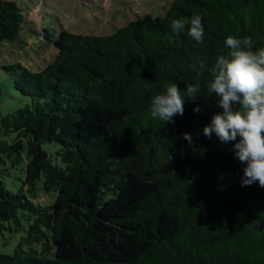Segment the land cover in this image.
<instances>
[{
    "label": "trees",
    "instance_id": "trees-1",
    "mask_svg": "<svg viewBox=\"0 0 264 264\" xmlns=\"http://www.w3.org/2000/svg\"><path fill=\"white\" fill-rule=\"evenodd\" d=\"M21 6L0 0V43L29 27ZM193 14L203 44L170 28ZM228 36L264 48V0H173L163 16L138 17L110 36L45 30L57 51L50 65H4L28 103L0 117V231L25 232L0 264H264V187L242 186L246 165L233 143L203 135L222 111L207 85ZM198 61L197 101L174 123L153 119L162 85L195 83ZM25 161L13 192L4 177ZM41 180V190L58 193L48 207L35 202Z\"/></svg>",
    "mask_w": 264,
    "mask_h": 264
},
{
    "label": "clouds",
    "instance_id": "clouds-1",
    "mask_svg": "<svg viewBox=\"0 0 264 264\" xmlns=\"http://www.w3.org/2000/svg\"><path fill=\"white\" fill-rule=\"evenodd\" d=\"M170 28L177 35L186 30L187 36L197 44L204 43L205 28L199 14H193L190 19L174 18ZM252 45V37L228 36L225 41L228 51L219 54L209 69L208 95L215 94L222 111L203 128V135L211 139L215 134L221 144L233 143L234 156L246 165L242 186L258 182L264 187V48L253 51ZM197 63L191 65L197 73L195 83H187L184 90L177 83L162 85L163 91L151 101L153 119L174 123L177 115L183 116L189 100L197 101L200 76L205 71L204 62ZM193 111L198 113L201 108L197 106ZM183 136L189 144L193 142L190 133Z\"/></svg>",
    "mask_w": 264,
    "mask_h": 264
},
{
    "label": "rangeland",
    "instance_id": "rangeland-1",
    "mask_svg": "<svg viewBox=\"0 0 264 264\" xmlns=\"http://www.w3.org/2000/svg\"><path fill=\"white\" fill-rule=\"evenodd\" d=\"M26 11L29 27L21 32L15 42L0 43V117L24 107L28 102L16 91L13 80L3 70L6 64L20 63L33 72L50 65L57 51L44 38V31L57 36L62 28L78 35L110 36L138 17L151 14L163 16L173 0H18ZM54 162L58 147L43 144ZM23 165L11 168L4 177L9 190L16 192L25 173ZM39 182L38 198L35 202L43 207L53 205L58 193H45ZM25 236L22 230L0 231V253H12Z\"/></svg>",
    "mask_w": 264,
    "mask_h": 264
}]
</instances>
